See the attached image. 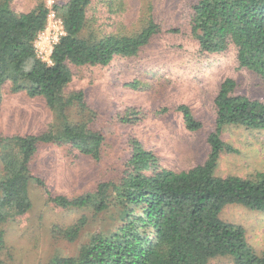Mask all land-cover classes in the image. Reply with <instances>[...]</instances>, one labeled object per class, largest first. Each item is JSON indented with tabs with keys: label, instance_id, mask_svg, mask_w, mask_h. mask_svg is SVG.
Here are the masks:
<instances>
[{
	"label": "trees",
	"instance_id": "obj_1",
	"mask_svg": "<svg viewBox=\"0 0 264 264\" xmlns=\"http://www.w3.org/2000/svg\"><path fill=\"white\" fill-rule=\"evenodd\" d=\"M13 0H0V85L15 92L41 97L59 125L50 124L36 134L4 136L0 132V264L6 248L3 224L32 208L29 193L31 162L44 144L68 145L98 160L105 137L86 121H72L74 105L90 110L84 92L66 93L74 68L107 65L115 57H136L161 32L151 21L136 35L105 33L83 35L89 27L88 10L94 0H67L64 34L54 44L50 61L42 59L35 41L48 23L46 0H31L34 7L17 13ZM112 0L110 7H113ZM113 5V6H112ZM191 30L204 52H222L234 45L240 66L257 73L264 82V0H198L192 6ZM133 86H136L133 84ZM236 81L227 78L215 99V129L208 135L206 160L194 167L174 170L161 165L155 154L134 143L119 179L103 181L95 190L76 197L52 195L63 208L91 206L96 214L117 210L84 242L77 256L53 255L44 264H208L218 256H231L235 264H264V252L249 243L242 225L221 218L230 204L264 211V172L255 176H219L222 153L233 152L222 131L226 125L264 129V102L234 94ZM188 131L204 124L187 104L178 106ZM1 110V103H0ZM123 122H132L122 117ZM45 186L40 178L35 179ZM87 216L74 224L53 226V235L77 240L88 225Z\"/></svg>",
	"mask_w": 264,
	"mask_h": 264
},
{
	"label": "rangeland",
	"instance_id": "obj_2",
	"mask_svg": "<svg viewBox=\"0 0 264 264\" xmlns=\"http://www.w3.org/2000/svg\"><path fill=\"white\" fill-rule=\"evenodd\" d=\"M51 7L45 31L35 41L38 55L47 61L54 44L65 33L67 0H46ZM94 0L88 10L89 27L83 35L105 33L136 35L151 21L161 32L136 57H115L107 65L74 68L66 93L82 91L90 110L74 105L72 121H86L105 137L101 158L96 160L68 145L44 144L31 162L29 193L32 208L3 224L6 248L2 264H44L53 255L77 256L81 245L116 218L117 210L96 214L91 206L63 208L52 195L76 197L93 191L103 181L119 179L131 157L134 143L151 150L164 167L182 170L203 163L209 153L208 135L215 129V99L221 84L236 81L234 94L264 102V82L254 71L240 66L234 45L222 52H204L191 30L192 6L198 0ZM31 0H13L17 13L34 7ZM136 85V86H133ZM0 132L4 136L36 134L56 115L41 97L15 92L0 85ZM187 104L203 122L200 131H188L178 109ZM130 117L132 122H123ZM222 139L234 148L224 152L216 168L219 176H255L264 172V129L226 125ZM0 160V181L3 179ZM40 178L45 186L35 180ZM82 216L89 219L74 242L53 235V226L68 227ZM221 218L242 225L249 243L264 252V211L241 204L227 205ZM208 264H235L231 256H218Z\"/></svg>",
	"mask_w": 264,
	"mask_h": 264
}]
</instances>
